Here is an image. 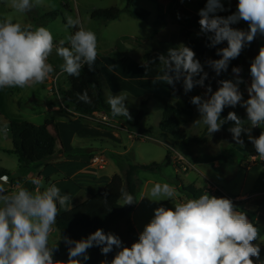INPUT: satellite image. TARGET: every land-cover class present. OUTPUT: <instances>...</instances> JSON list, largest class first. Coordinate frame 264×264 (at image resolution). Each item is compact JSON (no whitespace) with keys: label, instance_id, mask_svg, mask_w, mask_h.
Wrapping results in <instances>:
<instances>
[{"label":"rangeland","instance_id":"1","mask_svg":"<svg viewBox=\"0 0 264 264\" xmlns=\"http://www.w3.org/2000/svg\"><path fill=\"white\" fill-rule=\"evenodd\" d=\"M132 2L133 11L150 13L147 21L137 20L125 11L117 20L109 23L91 19V14L98 9L116 6L124 10L128 0H40L32 10L25 13L15 12L10 6V0H0V21L11 16L13 22L20 23L22 27L31 26L34 30L43 26L51 31L54 38V48L48 58V62L53 66L54 71L43 84L23 89L19 87L0 89V124L2 125L0 129V168H5L16 176L13 179L8 178L7 191H14L21 186L32 192H35L37 188L43 191L44 188L52 184L51 181L55 182L63 178L57 176L52 179L49 178L47 181L41 180L39 171L42 172L47 168L46 161L36 154L34 155L35 164L30 169L25 166L22 167L24 169V173H22L18 157L7 153L10 149L12 150L13 144L8 128L5 132L3 125L9 121H27L36 126H42L47 121H60L64 118L69 121L74 120L69 134H64L67 145L79 144L76 147L82 148L84 151L86 148L91 149L92 147L104 151L103 154L91 156L85 162L86 165L105 169L108 173L122 175L125 174L126 169L131 164L157 163L161 165V168L156 171L139 170L136 173L138 205L129 216L125 217L130 222L127 228H124V234L120 235L125 246L130 247L132 243L138 240L134 233V225L142 232L145 225L153 218L154 210L157 207L174 208V202L192 199L193 196L187 190L191 186L198 191L208 193L210 196L218 198L221 197L219 194L226 196L232 200L236 210L244 212L248 219L264 225V160L258 156L248 134L242 133L241 135V139L244 141L243 146L237 144L228 131L230 127L234 126V122L229 121L222 125L220 131L209 134L207 142L191 144L182 152L179 148L180 141H171L169 137L161 133L159 125L164 107L158 97L170 99L171 103L179 109L184 107L185 100L176 92L171 91L170 85L165 82L154 83V80L145 78V74L148 72L153 77L156 76V72L159 73L160 66H148L146 70L144 65L147 64L144 62V54L152 50L161 54L159 52L161 40L166 36L162 33L164 29L169 32L167 37L174 39L168 45L163 44L166 55L169 48L176 47L181 43L188 46L184 39L185 31L191 35L192 39L199 42L206 37L200 33L198 12L207 0H183V2L181 0H132ZM221 2L224 9L234 8L237 10L238 0H221ZM55 11L59 12L56 19L48 20L45 18L47 14ZM225 12L218 11L216 14L224 16ZM159 14H163L162 18H159ZM67 16H72L74 19L78 18L82 27L96 34L99 61L104 60L108 54L117 56L129 51L128 61L125 60L121 66L111 67V72L118 68L121 69V72L123 70L122 79L117 78L111 72H106L102 62L98 61V66L102 73V92L106 102L109 92L113 95H126L128 98L126 106L132 117L130 120L125 117L113 118L111 113L96 114L93 119L108 122V126H104L106 128L100 127L98 122H92L90 119L82 120L79 113L63 100L62 91L69 89L70 85L68 74L61 70L64 61L57 54L56 48L60 46L61 40L72 34L73 28L65 31ZM191 21L192 26L195 25L192 30L187 26L191 25ZM131 37H135L136 40L133 41L130 39ZM64 46L70 47V44L66 41ZM262 46H264V35H257L254 41L244 48L246 65L239 66L241 68L239 76L243 80L239 88L244 100L249 98L247 87L250 86L252 79L250 75L251 62L258 55ZM223 47H227L226 41L215 47H210L211 52L208 57H211L213 52L216 54L217 49ZM191 49L195 52L196 59L200 60L204 65V70L208 73V79L205 80L206 87L210 85L214 92L215 88H213L214 85L210 80H213L219 87L218 81L220 79L214 70L207 66L205 60L193 48ZM234 60H230L226 72L230 70L231 62ZM130 70H132L131 75L128 74ZM226 78L234 80L235 77L233 74ZM175 87L184 92L182 81L177 82ZM205 94L206 89L203 90L202 87L195 86L185 95L191 101L193 96L205 97ZM54 107L60 111L54 112L52 110ZM192 107L194 109L193 117L189 116L187 111L183 116L181 136L184 138H199L207 128L202 123H195L200 119V114L196 105L192 104ZM227 110L235 112L241 120L245 121V127L249 126L244 107L237 105L234 108L227 107ZM50 128L53 134L59 135L56 123H54V127L50 126ZM262 131H264V127L252 128L251 136L259 137ZM25 141L26 148L30 151L32 148L31 139L26 138ZM58 142H61L59 138ZM59 146L61 143L60 145L58 143L50 166L55 165L59 160L58 152L63 151ZM168 150L171 151V165H166ZM74 153L78 154L79 152L77 150ZM205 155L210 157L209 162L200 164ZM97 156L104 161L102 165L93 162ZM18 177H26L27 180L20 183L17 182ZM34 181L41 183L37 185ZM156 183H167L173 186L177 193L174 200L152 201L149 192ZM68 185L67 182H64L56 186L60 188L62 194H67ZM213 185L217 188H214ZM196 198H199V194L196 195ZM120 204H122V199ZM62 211L63 208H60L58 213ZM118 219L120 218L114 220ZM61 238L53 225L49 246H57L56 251L61 252L53 258L58 261H66L68 248ZM253 243L259 245L260 250H264V237L258 242L253 241ZM92 248L88 250L89 256ZM117 251L118 249L114 248L107 256L103 255V260L111 261ZM253 259L261 264L264 262V255L259 254L258 259L256 257Z\"/></svg>","mask_w":264,"mask_h":264},{"label":"clouds","instance_id":"2","mask_svg":"<svg viewBox=\"0 0 264 264\" xmlns=\"http://www.w3.org/2000/svg\"><path fill=\"white\" fill-rule=\"evenodd\" d=\"M39 2L10 0V6L15 12L25 13ZM218 11H225L221 0H207L198 12L200 33L207 37V46L227 42V47L216 51L219 59L205 61L216 75L226 72L230 60L239 57L257 35H264V0H238L236 12L226 17L217 15ZM241 20L248 23V30L231 26ZM66 21V32L69 28L78 30L61 40L56 52L64 61L61 70L79 78L85 65L90 71L94 68L97 37L93 31L82 27L78 18L67 16ZM66 41L70 47L64 46ZM53 48L54 38L46 27L39 26L34 30L31 26L22 27L13 22L11 16L0 21V89H23L43 84L54 71L48 62ZM158 59L159 74L154 83L166 82L174 88L182 81L185 94L195 86L205 87L208 73L190 47L181 43L169 48L166 56L160 54ZM154 62L149 61L148 65ZM148 65H144L146 70ZM232 72L234 80L218 81L220 86L215 92L207 86L206 98L199 95L191 98L190 102L197 106L200 114L195 123L206 125L211 135L220 131L225 123L234 122L228 129L233 140L243 146L241 135L247 133L258 156L264 160V131L259 137L251 136L252 128L264 127V46L250 65L252 79L247 87V100L243 99L239 88L243 83L239 76L241 68L233 67ZM77 98L84 103L92 102L86 90L78 93ZM127 99L124 94L109 92L107 103L113 118H132L126 106ZM237 105L246 109L248 127L235 112L230 111L225 119H221L225 107ZM4 131H7L6 125ZM34 183L39 185L41 182ZM149 195L152 201L158 202L174 200L177 193L167 183H156ZM121 198V206L136 202L135 197L124 189ZM71 201V195L62 194L54 183L43 191L37 188L35 192L23 186L8 192L0 185V264H85L90 259L88 250L94 246L105 256L114 248L118 249L111 261L105 260L101 264H254L252 258H259V245L253 243L259 237V229L244 212L236 210L231 199L205 192L199 198L174 202V208L157 207L151 221L130 247L125 246L118 235L97 229L80 240L62 237L68 248V259L54 260L57 246L50 247L49 238L59 209L71 210Z\"/></svg>","mask_w":264,"mask_h":264},{"label":"trees","instance_id":"3","mask_svg":"<svg viewBox=\"0 0 264 264\" xmlns=\"http://www.w3.org/2000/svg\"><path fill=\"white\" fill-rule=\"evenodd\" d=\"M207 2L203 5L205 7ZM133 2L128 0L127 7L122 10L119 7L113 6L107 9H98L91 14V19L100 20L104 23L115 21L119 18L122 12H127L131 17L140 20L147 21L150 17V13L147 11L136 12L132 10ZM224 16H228L236 12L234 8H226ZM59 12H51L45 16L48 20H54L58 17ZM234 28L248 30V23L240 21L237 24L231 25ZM77 28H73L72 34L77 31ZM184 38L188 42L189 46L193 48L205 61L208 59H218V55L208 54L211 52L210 47L207 45L209 41L207 37H204L200 42L191 38V35L185 31ZM160 54L157 51H148L144 54V62L148 64L149 61H155L150 66L158 67L160 62L158 56ZM245 52L242 50L239 57L231 62L230 70L226 73L217 75L220 80H228V76L233 75V67L245 66ZM69 89L62 91L63 100L74 108L79 113L82 120L93 119L96 114L111 113L110 106L106 102L102 92V75L99 70L97 61L94 65L93 70H89L88 66L85 65L81 71L79 78L68 75ZM87 91L91 98V103H84L78 100L77 94ZM170 90L177 93L185 100V105L182 109L174 106L170 99L165 97H158L159 101L163 104L164 110L162 119L159 125L161 133L170 138L171 141H180L179 148L184 152L191 144H200L207 142L209 135L207 128L203 135L199 138H184L181 136L183 116L185 111L188 112L189 116L193 115L192 105L185 93L181 89L170 86ZM229 111L227 107L221 113V119H225ZM143 114V113H142ZM144 115V114H143ZM97 122L95 119L90 120ZM99 125L108 126V123L99 121ZM10 132L13 149L7 153L16 155L19 160L20 167L30 168L35 164L34 157L31 154L38 155L41 159L46 161V167L48 168L53 161L55 152L58 146V137L51 132L48 128L49 123L46 122L42 126H36L30 122H15L9 121L5 124ZM3 125V126H5ZM2 125L0 124V129ZM26 138L31 139L32 148L30 151L26 148ZM175 144V143H174ZM30 154V155H29ZM172 164L171 151L168 150L166 157V165ZM161 168L160 164H131L124 175L115 174L111 181L96 195L90 197L86 201L75 205L71 210L66 211L62 214L57 215L56 223L54 227L57 229L61 237L67 236L73 240H80L87 238V236L97 229H103L104 232L107 226L117 218H125L129 216L138 205L137 196V183L135 180L136 173L139 170L145 171H156ZM4 177L13 179V174L4 168H0V180ZM124 189L128 193L132 194L136 202L132 205L121 206V190ZM190 191L193 198L199 194V191L194 189L193 186L187 189ZM221 197L227 198L226 196L219 194ZM105 200L107 203H105ZM256 226V225H255ZM262 237L259 236L258 239ZM101 251L99 247L94 246L92 248L90 259L85 264H98L101 258ZM261 255H264V250H260ZM253 259V258H252ZM254 261V259H253ZM254 264H258L254 261Z\"/></svg>","mask_w":264,"mask_h":264},{"label":"crops","instance_id":"4","mask_svg":"<svg viewBox=\"0 0 264 264\" xmlns=\"http://www.w3.org/2000/svg\"><path fill=\"white\" fill-rule=\"evenodd\" d=\"M159 18H162L163 14H159L158 15ZM189 28H194V26H192V21H191V25H187ZM163 34H165V38L162 39L161 36V49H160V53L165 55V48L163 46V44H167L168 43H172L174 39H170L169 36V32L167 30L164 29V32H162ZM172 35V34H171ZM173 38V37H172ZM130 39H132L133 41L136 40L135 37H131ZM185 39V38H184ZM186 41V40H185ZM187 45L189 46L188 42L186 41ZM112 50V48H111ZM128 54L129 51H127V53L123 54V55H117V56H113V55H106V58L103 60L101 59V61H99V58H96L97 64L98 61L102 62L104 69L106 72H111V67L115 66V65H119L121 66V64L127 60L128 61ZM148 65V64H147ZM150 66V65H148ZM99 67V66H98ZM100 70V69H99ZM121 69H117V70H113V72H111L114 76H116L119 79H122L123 76L121 75L122 72L120 71ZM132 70L129 71L128 74L131 75ZM101 72V71H100ZM134 73V72H133ZM137 73V71H136ZM159 73L156 72V76ZM102 75V73H101ZM143 76V75H142ZM155 76V77H156ZM151 75V73H146L145 74V78H148V80H154L153 78H155ZM142 78V77H141ZM145 78L143 77V80H145ZM142 80V79H141ZM212 81L214 87V92L218 89L216 83L213 80ZM166 83V82H165ZM207 87L205 85V87H202L203 90H205ZM192 105V104H191ZM182 109V108H180ZM52 110H54V112H58L60 111L57 107H54ZM193 110V115H194V109L192 107ZM193 115L191 117H193ZM74 121V120H73ZM73 121H69L66 119H62L60 121H47L49 123L48 128L51 130L50 126L54 127V123H56L57 127H58V131H59V135L57 134V137L59 138V140L61 142H58L59 145L61 143V147L63 149L62 152H58V156H59V160L55 165L49 166V169H45L42 172L39 171V174H41L40 179L43 181H47L49 178H53V177H61L63 179H60L58 181L52 182L56 185L67 182L68 185V189L67 190V194H70L72 197V207H74L77 204H80L84 201H86L87 199H89L90 197L96 195L99 191H101L110 181L111 178L116 174V173H108L105 171V169H97L93 166H89L86 165L85 162L93 155L96 154H103L101 150H98L97 148L92 147L91 149H87L86 151H84V149L82 148H78L75 146H73V144L67 145L65 142V137L64 134L67 135L69 134V130L71 129L72 125H73ZM100 127H104V126H100ZM106 128V127H104ZM11 139V136H10ZM0 144H1V140H0ZM78 150V154H75L74 152ZM13 149V148H12ZM11 150V149H10ZM61 151V150H59ZM84 153H87L86 155ZM32 157H34V153L31 154ZM210 157L208 155H205L201 161V163H208L209 162ZM20 167V166H19ZM5 169V168H4ZM30 169V168H29ZM7 170V169H6ZM20 170L22 173H24V169L22 167H20ZM102 171V172H99ZM127 171V169H126ZM28 172V171H27ZM122 175V174H121ZM13 177H16L15 174H13ZM8 180V179H7ZM7 180H0V185H3L5 188L7 185ZM27 179L26 177H18L17 178V182L23 183L25 182ZM211 182V181H209ZM214 186V185H213ZM214 188H217L216 186H214ZM8 189V188H7ZM220 191V190H219ZM204 194V192L199 191V197ZM59 207V206H58ZM71 207V208H72ZM66 212L64 209L61 213L62 214ZM250 220V219H249ZM254 225H256V227L259 229V236L264 237V225H260L258 221L255 220H250ZM130 222L128 220H126V218H120L118 220H114L112 221L106 228L105 233L111 232L115 235H118L120 237V235L124 234V228H127V225ZM132 223H134L132 221ZM134 233L135 236L137 238H139V234L141 233V231L139 230V228H135L134 225ZM262 237H260L259 239H257L254 242H258L260 240H262ZM61 252L60 251H55L54 256L59 255ZM103 260V254H101V258L98 264H101ZM109 261V260H107Z\"/></svg>","mask_w":264,"mask_h":264},{"label":"built area","instance_id":"5","mask_svg":"<svg viewBox=\"0 0 264 264\" xmlns=\"http://www.w3.org/2000/svg\"><path fill=\"white\" fill-rule=\"evenodd\" d=\"M90 120H93V119L90 118ZM95 121H96V120H95ZM99 121L106 122L105 120H99ZM99 121H97V122H99ZM106 123H108V122H106ZM93 162H94V163H97V164H99V165H102V164L104 163V161L101 160V159L99 158V156L95 157V158L93 159ZM7 179H8V177H4V178H2V180H7ZM5 189L8 190L7 188H5Z\"/></svg>","mask_w":264,"mask_h":264}]
</instances>
